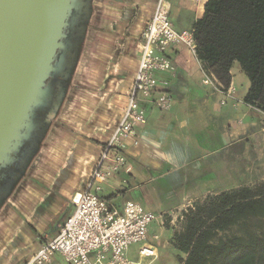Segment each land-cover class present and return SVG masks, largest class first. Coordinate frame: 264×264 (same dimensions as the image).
Masks as SVG:
<instances>
[{"label":"rangeland","instance_id":"374dc122","mask_svg":"<svg viewBox=\"0 0 264 264\" xmlns=\"http://www.w3.org/2000/svg\"><path fill=\"white\" fill-rule=\"evenodd\" d=\"M91 6V0H81L79 6L70 9L61 38L62 47L57 49L52 70L44 81L46 89L49 77L57 78L52 105L54 115L28 133L26 145L23 146L20 139L14 141L0 164L12 160L18 166L11 180L1 186L0 264H21L33 248L38 247L47 219L66 202L68 194L83 188L98 157L96 145L109 137L123 112L124 97L135 72L136 50L122 49L125 36L121 32L92 25ZM93 27L99 31L92 30ZM70 32L73 34L71 40L68 39ZM246 82L243 77L235 79L238 93L244 91ZM252 112L253 123L247 136L239 135L223 145L219 158L198 161L193 157L179 169L169 170L171 178L164 179L148 172L145 165L126 154L122 170L126 176L120 179L114 193L107 194L104 186L119 172L114 174L104 184L102 195L124 201L133 192L139 203L156 215L149 228L148 242L151 243L153 223L158 218H162L160 226L164 229L154 242L158 244L161 238L169 242L172 234L182 227L184 212L215 195L213 192L264 184V112L253 106ZM15 154H20V159L12 158ZM135 173L144 177L138 181L132 175ZM206 186L212 192H206ZM47 192L53 196L48 205L37 212ZM67 209L71 211V205ZM67 216V212L61 210L56 218L60 223ZM248 225L256 228L262 223L252 220ZM232 233H239V227L219 233V236ZM138 246H129L128 260L139 259L142 264H179V253L170 246L166 247L167 253L149 258L137 256ZM49 264L65 262L55 256Z\"/></svg>","mask_w":264,"mask_h":264},{"label":"crops","instance_id":"0c3cea01","mask_svg":"<svg viewBox=\"0 0 264 264\" xmlns=\"http://www.w3.org/2000/svg\"><path fill=\"white\" fill-rule=\"evenodd\" d=\"M155 2L156 0H91L90 23L101 25L106 29L113 28L125 36L121 47L123 50H126L127 47L136 50L134 68H136L138 60L137 45L140 33L153 11ZM163 2L168 7L169 18L174 27L178 30H187L193 28L194 23L202 17L206 0H163ZM92 30L99 31L96 27H93ZM102 32L104 33V31ZM235 63L237 62H233L230 69V86L233 91L232 94H226L227 88H223L219 82L213 85L203 84V74L197 59L187 49L177 48L172 56L173 71L157 74L158 80L166 81L165 89L172 97V106L167 111H160L150 102L140 103L144 114L145 111L147 112L145 123L137 129L138 147L130 148L127 155L145 165L148 172L169 179L171 178V174H168L169 170L179 169L187 161L193 160V157L198 161L219 158L223 145L239 135L247 136L250 125L253 123L251 119L252 106L243 102L249 81L239 64ZM233 67L236 69L233 70ZM238 77L246 78L248 81L244 91H240V93L237 92L235 84V79ZM124 99L126 101L125 97ZM223 100L224 103H221ZM229 121L230 123H228ZM239 123H241L240 126L237 125ZM245 139L247 140V137ZM104 142L96 145L95 152L98 155ZM128 164L130 165L129 162ZM124 173V171L119 172L112 182L104 186V192L114 193L112 191L117 189L120 179L126 176ZM132 175L138 181L144 177L140 173ZM207 187L205 188L206 192H212ZM220 192L215 191L213 194ZM72 194H68V197L65 195L67 203H63L59 210L47 219L39 237V244L43 239L51 238L56 234L64 221L59 223L56 218L61 210H65L67 215L71 213L73 209L70 201ZM115 198L111 197L109 201L119 208L126 200L138 201L133 192H130L124 201H118ZM189 201L187 200L190 204ZM69 205H71V211L67 209ZM144 207L150 209L146 205ZM161 221L162 218H158L153 223L151 235V243L156 248V254L160 255L168 252L167 246L175 251L168 239L164 241V238H161L158 244L154 242L162 235L164 228L160 226ZM150 226L152 224L149 225V228ZM37 248L34 247L32 253ZM55 256L64 263L59 255ZM131 262L142 264L139 259Z\"/></svg>","mask_w":264,"mask_h":264},{"label":"built area","instance_id":"2783aa9c","mask_svg":"<svg viewBox=\"0 0 264 264\" xmlns=\"http://www.w3.org/2000/svg\"><path fill=\"white\" fill-rule=\"evenodd\" d=\"M179 47L196 58L194 29H176L167 5L163 0H156L140 33L138 60L118 122L102 143L83 188L72 194L71 213L56 234L43 239L21 264H49L55 255L65 264H139L126 257L132 244H139L138 257H155L156 248L148 242L149 225L156 219L154 212L133 199L126 200L119 208L105 198L102 191L104 184L125 168L128 150L139 145L137 129L145 123L140 103L150 102L160 111L171 108L173 101L165 89L166 81L158 80L157 74L173 71L172 56ZM197 62L203 84L218 82L198 59ZM232 91L229 85L226 94Z\"/></svg>","mask_w":264,"mask_h":264},{"label":"trees","instance_id":"16d2710c","mask_svg":"<svg viewBox=\"0 0 264 264\" xmlns=\"http://www.w3.org/2000/svg\"><path fill=\"white\" fill-rule=\"evenodd\" d=\"M193 29L202 67L228 88L237 62L249 81L243 102L264 112V0H206ZM252 220L262 226L251 228ZM236 226L239 233L219 236ZM169 243L179 264H264V184L222 191L190 207Z\"/></svg>","mask_w":264,"mask_h":264},{"label":"water","instance_id":"95a60500","mask_svg":"<svg viewBox=\"0 0 264 264\" xmlns=\"http://www.w3.org/2000/svg\"><path fill=\"white\" fill-rule=\"evenodd\" d=\"M80 4L81 0H0V164L44 95L43 84L62 47L70 9Z\"/></svg>","mask_w":264,"mask_h":264},{"label":"flooded vegetation","instance_id":"af4514ba","mask_svg":"<svg viewBox=\"0 0 264 264\" xmlns=\"http://www.w3.org/2000/svg\"><path fill=\"white\" fill-rule=\"evenodd\" d=\"M72 32L68 33V39H72ZM49 85L45 89L44 95L40 97L36 106H33L32 110L28 114L27 120L25 121V126L21 130V138L19 141H22V145L27 144V135L38 125H43L45 122H48L50 117L54 115L53 111V101L54 96V86L57 81L55 76L49 77ZM24 148V147H23ZM14 159H20V154H15L12 156ZM18 168L17 163L12 160H7L0 166V195L2 193L1 186L6 183L8 180H11V177L15 175V170ZM53 194L47 192V194L42 199V203L37 208V212L43 209L48 205L52 198Z\"/></svg>","mask_w":264,"mask_h":264}]
</instances>
